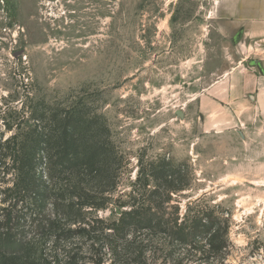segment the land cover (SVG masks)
I'll return each mask as SVG.
<instances>
[{"label":"rangeland","instance_id":"obj_1","mask_svg":"<svg viewBox=\"0 0 264 264\" xmlns=\"http://www.w3.org/2000/svg\"><path fill=\"white\" fill-rule=\"evenodd\" d=\"M263 13L264 0H0L1 231L7 140L47 125L37 114L79 104L110 129L123 158L117 187L106 207L78 209L76 224L54 191L42 206L20 203L16 238L69 256L67 264H264V112L237 89L238 66L246 79L259 74L246 43L249 21ZM140 158L183 164L189 184L171 202L180 217L189 204L230 215L222 253L207 252L205 240L173 245L109 228ZM53 219L62 230L47 234Z\"/></svg>","mask_w":264,"mask_h":264},{"label":"trees","instance_id":"obj_2","mask_svg":"<svg viewBox=\"0 0 264 264\" xmlns=\"http://www.w3.org/2000/svg\"><path fill=\"white\" fill-rule=\"evenodd\" d=\"M36 117L46 119L48 124H36L31 130L15 133L7 140L9 162L5 163V166L8 164L5 175L11 174L12 182L3 191L4 200L9 204L4 208L2 226L8 231L0 228V264L72 261L69 256L58 258L59 254L53 251L39 250L29 239L16 238L11 231L18 205L35 200L42 206L49 192L54 191V203L62 202L70 224H76L80 219L78 209L106 207L123 165L110 129L101 116L75 104L67 109L56 108L49 119L43 112ZM138 166L129 199L119 204V217L109 227L113 232L126 236L148 231L168 237L173 245L191 247L205 240L210 254L222 253L227 248L230 215L226 216L220 206L217 209L189 204L180 217L178 204H171L173 195L189 184L183 164L175 165L166 158L151 161L140 158ZM168 208H175L168 213L175 215L173 218L166 215ZM47 225V234L62 230L55 219ZM205 258L209 256L200 260Z\"/></svg>","mask_w":264,"mask_h":264},{"label":"crops","instance_id":"obj_3","mask_svg":"<svg viewBox=\"0 0 264 264\" xmlns=\"http://www.w3.org/2000/svg\"><path fill=\"white\" fill-rule=\"evenodd\" d=\"M254 18L255 17H252L248 23V28L250 30L249 37L252 41L246 43V46L250 55H254L258 58V60H253L251 62V66L255 67L259 74L255 73L254 78L251 80L248 78L246 79L243 73L245 69L244 65L242 64V68H244L242 70L238 66V69L242 72L240 74V87L237 85V89L239 88L242 94L250 93L248 96L253 98L254 102L257 104L258 110L264 112V13L260 14L257 20ZM246 70L248 73H251L247 68ZM216 84L217 83L210 89L214 88ZM240 99L243 100L241 96L236 98L237 101Z\"/></svg>","mask_w":264,"mask_h":264},{"label":"water","instance_id":"obj_4","mask_svg":"<svg viewBox=\"0 0 264 264\" xmlns=\"http://www.w3.org/2000/svg\"><path fill=\"white\" fill-rule=\"evenodd\" d=\"M241 35H242V29L239 30V32L237 34V39L240 38Z\"/></svg>","mask_w":264,"mask_h":264}]
</instances>
